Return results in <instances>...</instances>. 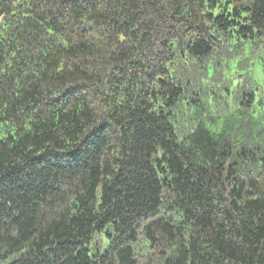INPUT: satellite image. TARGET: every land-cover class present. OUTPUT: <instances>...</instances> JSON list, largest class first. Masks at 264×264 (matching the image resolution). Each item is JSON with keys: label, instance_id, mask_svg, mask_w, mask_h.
Wrapping results in <instances>:
<instances>
[{"label": "trees", "instance_id": "trees-1", "mask_svg": "<svg viewBox=\"0 0 264 264\" xmlns=\"http://www.w3.org/2000/svg\"><path fill=\"white\" fill-rule=\"evenodd\" d=\"M233 33L264 0H0V264H264V147L172 121Z\"/></svg>", "mask_w": 264, "mask_h": 264}, {"label": "rangeland", "instance_id": "rangeland-1", "mask_svg": "<svg viewBox=\"0 0 264 264\" xmlns=\"http://www.w3.org/2000/svg\"><path fill=\"white\" fill-rule=\"evenodd\" d=\"M186 70L199 100L192 103L189 91L174 109L179 137L202 122L211 132L227 133L235 148L264 147V38L244 40L233 33L219 55L202 66L186 64ZM107 241L104 234L95 236L90 251L103 250ZM135 247L140 249V244Z\"/></svg>", "mask_w": 264, "mask_h": 264}]
</instances>
